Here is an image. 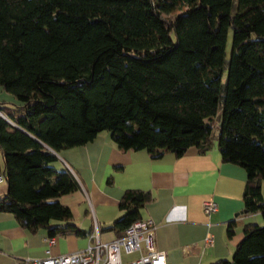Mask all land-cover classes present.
<instances>
[{
	"label": "trees",
	"instance_id": "16d2710c",
	"mask_svg": "<svg viewBox=\"0 0 264 264\" xmlns=\"http://www.w3.org/2000/svg\"><path fill=\"white\" fill-rule=\"evenodd\" d=\"M101 131L154 159L216 140L246 170L244 212L264 218V0H0V213L90 236L62 204L81 186L56 153ZM153 201L127 189L99 235L122 237ZM243 229L232 259L209 264H264V224Z\"/></svg>",
	"mask_w": 264,
	"mask_h": 264
},
{
	"label": "crops",
	"instance_id": "0c3cea01",
	"mask_svg": "<svg viewBox=\"0 0 264 264\" xmlns=\"http://www.w3.org/2000/svg\"><path fill=\"white\" fill-rule=\"evenodd\" d=\"M113 141L112 134L101 131L86 145L57 153L56 166L60 170L68 168L81 186L60 199L73 213L70 222L87 233L96 226L100 229L114 223L121 215L118 203L127 189L153 195L154 201L145 205L142 216L156 224L155 244L167 257V264H209L218 259H232L244 236V225L264 224L260 213L244 212L246 170L224 163L216 140L211 150L203 153L191 146L179 157L166 150L158 159L151 158L145 149L122 152ZM6 190L5 186L1 188L0 195ZM206 199L216 202L217 212L205 214L202 202ZM67 222L52 220L49 226L63 228ZM231 223L234 233L229 235L227 227ZM49 226L30 233L11 213L1 212L0 264L41 259L47 252L51 256L65 255L77 252L89 242L88 235L62 232L50 235ZM209 236L212 246L205 243ZM112 239L113 234H102V241ZM134 256L123 258L129 261Z\"/></svg>",
	"mask_w": 264,
	"mask_h": 264
},
{
	"label": "built area",
	"instance_id": "2783aa9c",
	"mask_svg": "<svg viewBox=\"0 0 264 264\" xmlns=\"http://www.w3.org/2000/svg\"><path fill=\"white\" fill-rule=\"evenodd\" d=\"M5 176L0 170V184L5 183ZM203 210L206 215L218 211V205L211 199L203 200ZM156 224L148 218L135 220L122 237L114 240H101L98 226L90 233L89 242L77 252L65 255H47L41 259H22L17 264H167V257L155 244ZM212 237L205 238L207 246H212ZM54 239L50 240L53 244ZM136 254L129 261L124 255Z\"/></svg>",
	"mask_w": 264,
	"mask_h": 264
},
{
	"label": "rangeland",
	"instance_id": "374dc122",
	"mask_svg": "<svg viewBox=\"0 0 264 264\" xmlns=\"http://www.w3.org/2000/svg\"><path fill=\"white\" fill-rule=\"evenodd\" d=\"M170 17L172 18L173 16H171L170 15ZM230 29V28H229ZM232 36H233V30L232 29H230L229 30V36L227 37V42H228V46H227V49H226V55H227V58H229L230 57V50H231V48H232ZM223 80H224V77H223ZM225 81V80H224ZM216 134L218 133V130L216 129ZM5 186V184H1L0 185V189L1 188H3ZM6 187V186H5ZM263 191H264V189H263Z\"/></svg>",
	"mask_w": 264,
	"mask_h": 264
},
{
	"label": "water",
	"instance_id": "95a60500",
	"mask_svg": "<svg viewBox=\"0 0 264 264\" xmlns=\"http://www.w3.org/2000/svg\"><path fill=\"white\" fill-rule=\"evenodd\" d=\"M3 116V115H2ZM56 155H57V153H56Z\"/></svg>",
	"mask_w": 264,
	"mask_h": 264
}]
</instances>
